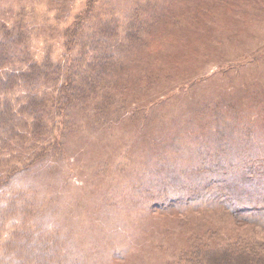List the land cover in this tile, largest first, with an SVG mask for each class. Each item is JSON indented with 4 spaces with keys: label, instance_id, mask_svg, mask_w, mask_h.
Returning <instances> with one entry per match:
<instances>
[{
    "label": "trees",
    "instance_id": "trees-1",
    "mask_svg": "<svg viewBox=\"0 0 264 264\" xmlns=\"http://www.w3.org/2000/svg\"><path fill=\"white\" fill-rule=\"evenodd\" d=\"M107 8L100 0H88L67 25L61 39L62 63L47 55L37 59L36 29L25 20L0 25V264H58L62 258L63 241L42 231L33 216L37 202L28 191L31 186L25 179L18 185V177L61 158L66 142L81 126L77 120L91 116L96 122L121 125V119L135 115L131 125L140 124L159 103L152 95L157 85L177 79L192 56L177 44L174 49L169 45L174 32L188 28L195 34L199 10L182 7L160 20L150 7H139L123 36ZM187 43L193 45L194 38ZM143 92L145 97L136 98L148 101L142 113L144 105L138 104L121 119L111 112L114 108L109 110L114 96L125 99ZM212 101L191 110L186 118L195 123L181 136L167 133L144 148L138 186L154 180L157 193L181 194L169 200L158 195L159 205H150L151 212L179 219L184 209L209 212L217 207L220 218L231 221L236 230L232 225L227 231L211 225L198 230L194 242L189 236L187 248L168 264H264V141H250L258 131L264 138V117L241 115V107L230 99ZM114 114V119L107 117ZM159 174L171 179L159 180ZM187 177L200 188L197 194L178 188ZM138 186L132 187L137 195Z\"/></svg>",
    "mask_w": 264,
    "mask_h": 264
},
{
    "label": "rangeland",
    "instance_id": "rangeland-1",
    "mask_svg": "<svg viewBox=\"0 0 264 264\" xmlns=\"http://www.w3.org/2000/svg\"><path fill=\"white\" fill-rule=\"evenodd\" d=\"M87 1L0 0V25L11 24L15 18L25 20L36 29L33 51L37 59L47 55L52 62L62 63V33L84 10ZM100 1L108 7L107 16L116 21V30L123 36L132 20L130 16L139 7H150L151 14L160 20L165 13L182 7L199 10L195 34L188 33V28L174 32L169 45L174 49L177 44L183 53L192 56L186 58L177 79L157 85L152 95L159 103L154 114L141 120L142 127L139 121L131 125L135 115L126 121L121 118L132 112L136 104L144 105L142 113L148 101L136 98H143L146 93L127 94L125 99L124 95L114 96V103L108 106L119 114L121 125L119 121L96 122L91 116L77 120L81 126L66 142L63 156L30 170L25 178L18 177L17 183L20 185L25 179L30 184L28 191L37 202L33 204V216L42 231L63 241L58 264L173 263L187 248L189 236L194 242L196 231L210 225L227 231L232 222L225 223L217 207L209 212L184 209L179 219L151 212L148 207H156L152 204H158V195L169 200L181 194L157 193L154 180L143 188L138 186L145 165L144 148L167 133L168 137L177 133L181 136L188 124L195 123L186 118L191 110L212 100L230 99L241 107V115L264 117V0ZM191 38L195 40L193 45L187 43ZM115 114L107 117L114 119ZM177 124L181 127L177 128ZM262 134L258 131L250 141L262 138L257 143L263 144ZM164 140L162 143H168ZM150 162L152 169V159ZM157 176L166 182L171 179L165 174ZM134 185L139 187V195L134 194ZM194 186V178L187 177L178 188L184 193L197 190V194L200 188ZM216 189L210 192L216 193Z\"/></svg>",
    "mask_w": 264,
    "mask_h": 264
}]
</instances>
